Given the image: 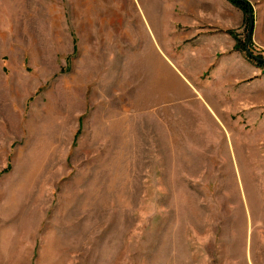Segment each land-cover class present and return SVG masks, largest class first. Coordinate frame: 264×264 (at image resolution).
Listing matches in <instances>:
<instances>
[{"label":"rangeland","instance_id":"rangeland-1","mask_svg":"<svg viewBox=\"0 0 264 264\" xmlns=\"http://www.w3.org/2000/svg\"><path fill=\"white\" fill-rule=\"evenodd\" d=\"M246 1L0 0V264H264Z\"/></svg>","mask_w":264,"mask_h":264},{"label":"crops","instance_id":"crops-1","mask_svg":"<svg viewBox=\"0 0 264 264\" xmlns=\"http://www.w3.org/2000/svg\"><path fill=\"white\" fill-rule=\"evenodd\" d=\"M202 2V4L204 6H206V9L209 8V6H211L212 4V0H200ZM227 6L224 5V8L226 10L230 9V5L231 7H233L234 9H238V7L228 3ZM240 15V14H239ZM220 23H227L226 17L224 15H220ZM188 51V52H187ZM191 51H193V48L191 45H188V47L184 48V52L187 53H191ZM233 59V58H232ZM237 61V60H236ZM239 62V61H237ZM218 70L213 71L209 77L210 79V84H206V89L209 90H213L216 89V81L215 79H217L218 77H220V82H221V88H226V91L222 90L220 92L221 95V104H229L231 102H240V101H244L247 100L248 98L251 97L252 103L253 105H256L255 110L260 111V104L264 103V98L263 100H261V98L259 99V97H257L256 103L254 102V97L251 95H254L256 98V93L259 91H263L264 90V72L262 69H259V67H253L251 69L252 74L249 75H243L240 76L242 73L247 72L248 73V66H235V65H229L227 64L225 67L223 66H218L217 67ZM253 77V80L249 81V82H245L244 78L245 77ZM256 76V78L254 77ZM241 77V79H240ZM247 86V87H245ZM259 116H261L260 112H256L255 116L252 117V119H259Z\"/></svg>","mask_w":264,"mask_h":264},{"label":"trees","instance_id":"trees-1","mask_svg":"<svg viewBox=\"0 0 264 264\" xmlns=\"http://www.w3.org/2000/svg\"><path fill=\"white\" fill-rule=\"evenodd\" d=\"M232 5L238 7L239 9H241L246 18L244 20H246V27H247V37L248 39L251 37V33H252V29H253V11L252 8L250 6V4L246 1V0H228ZM256 63H258L260 66L264 67V61H257ZM264 69V68H263Z\"/></svg>","mask_w":264,"mask_h":264}]
</instances>
